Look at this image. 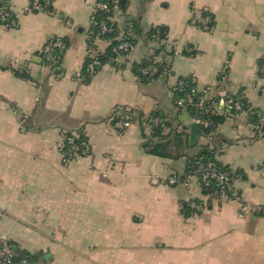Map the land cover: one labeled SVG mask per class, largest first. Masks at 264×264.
<instances>
[{
  "label": "crops",
  "instance_id": "0c3cea01",
  "mask_svg": "<svg viewBox=\"0 0 264 264\" xmlns=\"http://www.w3.org/2000/svg\"><path fill=\"white\" fill-rule=\"evenodd\" d=\"M2 1L0 13L9 3L16 24H0V237L39 255L36 264H264V136L247 112L224 106L241 93L264 113V0H123L117 26L134 19L145 31L164 27L166 51H174L165 58L173 75L148 83L133 69L156 58L160 45L142 38L121 68L104 65L83 81L97 0H52V13L32 11L31 0ZM53 37L68 48L62 61L47 63L42 53ZM97 46L104 51L108 42ZM181 77L218 100L226 118L216 132L204 134L175 106ZM122 109L143 113V126ZM155 112L168 123L164 135L184 133L173 142L179 157L144 148ZM125 122L130 127H117ZM66 130H83L91 146L71 164L61 154ZM202 147L243 173L235 199L209 203L198 183L195 190L169 183ZM193 200L208 207L185 212ZM243 203L252 213L241 212Z\"/></svg>",
  "mask_w": 264,
  "mask_h": 264
},
{
  "label": "trees",
  "instance_id": "16d2710c",
  "mask_svg": "<svg viewBox=\"0 0 264 264\" xmlns=\"http://www.w3.org/2000/svg\"><path fill=\"white\" fill-rule=\"evenodd\" d=\"M97 0L96 4H104L107 6L106 9H100L95 8V11L91 17L90 22V28L88 30V40L87 45L88 48H92L95 50L96 55L92 58L91 56L86 59L82 71V78L85 83H89L92 77L97 74V72L104 66V65H112L116 68H121L120 66H115L114 60L119 56H125V59L129 57V55L133 52L135 49L138 41L140 38L144 39V41H149L152 43H155V45H160V48L156 50L157 57L154 58V56H151L150 58L143 59L141 63L134 66L133 72L134 74L139 78V80L142 83H148L149 81L153 79H157L160 77H165V79L171 77L173 75V72L171 70V65L168 63L165 58L166 56L173 55L174 51H166L167 45V29L161 26L158 27H152L149 30L145 31L141 28L140 22L134 19H130L126 22L124 27L120 29L116 22L113 20L116 13L121 10L124 11L126 8V5H123L121 0ZM5 1H2L0 6L4 5ZM49 2V4H48ZM39 5L43 8V11L52 13L53 7H52V0H39ZM118 10V11H117ZM32 11L36 12L32 9ZM10 12V11H9ZM13 13V12H10ZM14 15V13H13ZM15 17V15H14ZM1 25H6L8 27L15 26L12 25L11 21H1ZM103 24L107 27V31L103 32ZM212 22L209 23V29L212 28ZM56 39H61L57 37L50 38L47 44H53ZM63 40V39H61ZM105 41L108 42V46L104 51H100L97 46V41ZM64 41V40H63ZM66 48H68L67 42ZM128 43L131 46H133V50L129 51L128 53L125 51L119 50V47L124 44ZM46 44V46H47ZM64 51L59 50L56 47H52L49 52L43 50L42 57H47V63H51L50 58H56L57 62L62 61V58L64 56ZM190 51V50H189ZM163 54H159V53ZM190 55H193L195 52H187ZM163 57V61L159 62V59H157L159 56ZM94 60H97L99 62V66H96V72L91 73L89 70V65ZM149 69V74H143L141 70L143 69ZM23 77L27 78V75H22ZM179 80H184L186 87L183 89L179 88L177 86V83ZM196 90L197 92L195 95L191 96V101L189 102L188 97L191 94V90ZM206 90V89H205ZM204 91V90H203ZM203 95L202 91H199L196 87L195 82L190 77H181L176 80V83L173 87V100L176 107L180 109H187L192 117L195 119L202 121V122H208V126H204L203 124H199L200 130L204 134H210L213 132H216L219 125H221L226 115L221 114L220 110L221 108L218 106V100L216 98L213 99H206L205 103L203 105H200V97ZM229 99H233V102H240L241 104V110L236 111L234 106L227 105V101ZM225 109L228 110V112L231 115H236L238 113L247 112L249 115V122L250 124L255 127L258 124L259 115L257 110L251 109L248 105L245 99L243 98L241 93H238L236 95H227L225 98ZM120 113L122 117L128 118L130 121H137V123L142 124L146 121L144 118V114L140 112L135 111H126L124 109L120 110ZM263 113V112H259ZM264 114V113H263ZM149 121L152 122L153 130L152 134L146 137V141L144 142V148L146 151L154 156L163 157V158H177L179 156L173 155V142L176 140V143L180 141V138L182 134H177L175 131H171L168 135H164V129L168 127V123L164 116H162L159 112L152 113V115L148 118ZM155 120H159L160 123L156 126ZM255 129V128H254ZM256 131V130H255ZM260 135L264 136V129H261L260 131H257ZM65 139H64V148L62 149L61 153H68L70 149L74 147L80 148L79 153L85 154V145L89 144V139L84 133L83 130H66L64 133ZM69 138H73V143H69ZM155 139H159L158 142L155 141ZM200 151L194 155L193 157H190L188 159V163L184 172V175L182 177H177L180 181L186 179L188 175H190L191 171H193L197 166V161H203V162H214L217 167L222 171H227L231 174L232 178H235L236 180L243 179V173L237 170H232L227 167L222 166L215 160V150H209L207 147H202L199 149ZM91 151V146H90ZM90 154V152H89ZM264 166V164H263ZM262 166V169H263ZM200 184V183H199ZM178 185V184H177ZM200 187L202 188L203 193H209V192H215L217 191V186L213 183L211 187H205L200 184ZM236 193V192H235ZM231 198H233L231 196ZM185 212H194L195 210L191 209L188 204L184 206ZM10 244L14 246V244L10 241ZM1 247V246H0ZM17 257L14 259V264L22 261L23 259H26L30 264H36L37 260L40 258L37 254H32L28 252H24L21 250H18L15 248Z\"/></svg>",
  "mask_w": 264,
  "mask_h": 264
},
{
  "label": "built area",
  "instance_id": "2783aa9c",
  "mask_svg": "<svg viewBox=\"0 0 264 264\" xmlns=\"http://www.w3.org/2000/svg\"><path fill=\"white\" fill-rule=\"evenodd\" d=\"M118 1V0H117ZM116 1V3H117ZM49 3V2H48ZM32 4V9L35 11H43V8L39 5V0H31ZM95 8H100V9H106L107 6L104 4H96ZM11 10V6L9 3L6 4L5 8L1 11L0 13V20L1 21H11L12 25L16 24V20L14 19V15ZM118 11V10H117ZM211 21L209 19H204L202 21V28L204 30H209V23ZM102 31L105 32L107 31V27L103 24ZM52 47H56L61 51H64L66 48V43L61 40V39H56V41L53 44H47L45 47V50L49 52V50ZM119 50L129 52L133 50V46H131L128 43H124L119 47ZM96 55V52L92 48H88V56L94 57ZM125 56L119 55L115 60L114 64L115 66H120L123 63H125ZM96 66H99V62L97 60H94L92 63L89 65V70L91 73L96 72ZM143 74H149V69L145 68L141 70ZM262 75L264 76V68H262L261 71ZM177 86L181 89L186 87L185 81L184 80H179L177 83ZM191 94L188 97L189 102L191 101V96L195 95L197 92L195 89L190 91ZM203 92V95L200 97V105L202 106L203 103H205L206 99H208V96L211 92L210 89H206ZM227 105H233L236 111L241 110V104L240 102H233V99H229L227 102ZM259 120L258 124L254 127L256 131H260L261 129H264V114L259 113ZM199 124H203L204 126H208V122H202L197 120ZM160 123L159 120H155V125L157 126ZM125 127L128 128L130 127L129 122L125 123H117V127ZM69 143H73V138H69ZM85 145V154H80L79 150L80 148L74 147L70 149L68 153H61L63 157V162L65 164H71L75 160L81 157H86L89 155L90 152V145L84 144ZM64 148V145H63ZM196 168L191 171L190 175L186 177V179L180 181L179 179L176 178V176H171L169 178V183L171 185H183L189 189L194 188L193 183H198V186L200 184L205 187H211V185L214 183L217 186V191L215 192H209L204 194V199L205 201L211 203V202H221L225 199H231V196L234 198L235 196V183L237 180L235 178H232L231 174L227 171H222L220 170L217 165L214 162H203V161H197L196 162ZM263 172H264V166H263ZM200 183V184H199ZM195 190V189H193ZM232 198V199H233ZM235 199V198H234ZM236 200H239L237 197ZM209 203L206 202H198V201H191L189 203V206L191 209L197 211V212H202L204 211L208 206ZM240 210L243 214H250L252 213L251 207L247 204H242L240 207ZM0 264H14V259L17 257L15 248L10 244V241L6 237H0ZM16 264H30L26 259H23L22 261L16 263Z\"/></svg>",
  "mask_w": 264,
  "mask_h": 264
},
{
  "label": "water",
  "instance_id": "95a60500",
  "mask_svg": "<svg viewBox=\"0 0 264 264\" xmlns=\"http://www.w3.org/2000/svg\"><path fill=\"white\" fill-rule=\"evenodd\" d=\"M121 2H123V0H121Z\"/></svg>",
  "mask_w": 264,
  "mask_h": 264
}]
</instances>
